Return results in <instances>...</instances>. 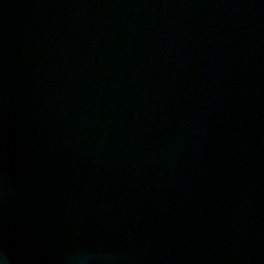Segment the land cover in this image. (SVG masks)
Returning a JSON list of instances; mask_svg holds the SVG:
<instances>
[{"label": "water", "instance_id": "water-1", "mask_svg": "<svg viewBox=\"0 0 264 264\" xmlns=\"http://www.w3.org/2000/svg\"><path fill=\"white\" fill-rule=\"evenodd\" d=\"M3 264H264V0H0Z\"/></svg>", "mask_w": 264, "mask_h": 264}, {"label": "clouds", "instance_id": "clouds-1", "mask_svg": "<svg viewBox=\"0 0 264 264\" xmlns=\"http://www.w3.org/2000/svg\"><path fill=\"white\" fill-rule=\"evenodd\" d=\"M0 264H3V261L2 260H0Z\"/></svg>", "mask_w": 264, "mask_h": 264}]
</instances>
